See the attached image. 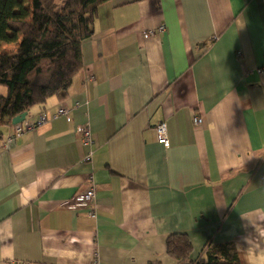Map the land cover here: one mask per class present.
<instances>
[{
	"label": "crops",
	"instance_id": "0c3cea01",
	"mask_svg": "<svg viewBox=\"0 0 264 264\" xmlns=\"http://www.w3.org/2000/svg\"><path fill=\"white\" fill-rule=\"evenodd\" d=\"M81 59L30 129L2 127L0 264H178L172 234L191 261L264 264V0H108ZM89 176L91 211L71 205Z\"/></svg>",
	"mask_w": 264,
	"mask_h": 264
},
{
	"label": "trees",
	"instance_id": "16d2710c",
	"mask_svg": "<svg viewBox=\"0 0 264 264\" xmlns=\"http://www.w3.org/2000/svg\"><path fill=\"white\" fill-rule=\"evenodd\" d=\"M108 0H0V141L2 127L53 96H64L82 67L81 43ZM15 45L13 52L4 49ZM16 126V125H14ZM167 252L178 264H240L230 243L210 244L207 260L191 261L185 234H172Z\"/></svg>",
	"mask_w": 264,
	"mask_h": 264
},
{
	"label": "built area",
	"instance_id": "2783aa9c",
	"mask_svg": "<svg viewBox=\"0 0 264 264\" xmlns=\"http://www.w3.org/2000/svg\"><path fill=\"white\" fill-rule=\"evenodd\" d=\"M164 30V27L161 26L157 29L158 32H161ZM154 34V31L149 30L143 33V37L147 38L151 35ZM257 72H261V70H257ZM68 113V110L66 108H59L56 115H66ZM46 120L44 115H41L39 117V123H43ZM192 122L195 126H200L202 123V119L201 117L195 115L192 118ZM32 127L31 124H19L16 125L14 133L12 136L7 138V142L12 141L16 136H19L21 133H23L25 130H28ZM155 133H156V138H157V142L159 144H161L163 147L167 148L169 147V141L167 138V127L165 122H160L158 123L155 128ZM79 135H80V139L81 142L83 143V145L88 146L92 143V136H91V131L89 130L88 127H82L79 130ZM263 181H264V177H263ZM87 187H85L84 189L80 190L72 199L71 201V205L75 208H86L89 209L90 211L92 210L93 204H94V198H95V190H94V186H93V181H92V177H88L87 181ZM92 264H98L96 261L93 262Z\"/></svg>",
	"mask_w": 264,
	"mask_h": 264
},
{
	"label": "water",
	"instance_id": "95a60500",
	"mask_svg": "<svg viewBox=\"0 0 264 264\" xmlns=\"http://www.w3.org/2000/svg\"><path fill=\"white\" fill-rule=\"evenodd\" d=\"M26 113H27V112H24V113H21L20 115H18V116H16V117H14V118L11 120V124H12V125H17V124L22 123V122L25 120Z\"/></svg>",
	"mask_w": 264,
	"mask_h": 264
},
{
	"label": "rangeland",
	"instance_id": "374dc122",
	"mask_svg": "<svg viewBox=\"0 0 264 264\" xmlns=\"http://www.w3.org/2000/svg\"><path fill=\"white\" fill-rule=\"evenodd\" d=\"M5 50L13 52L16 50V46L15 45H8L4 47ZM0 94L5 95L6 94V89L4 87L0 86Z\"/></svg>",
	"mask_w": 264,
	"mask_h": 264
}]
</instances>
